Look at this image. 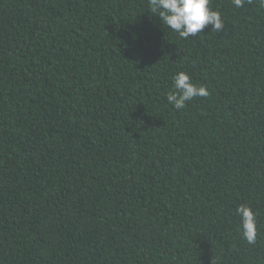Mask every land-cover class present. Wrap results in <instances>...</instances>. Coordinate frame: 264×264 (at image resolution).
<instances>
[{
	"label": "trees",
	"instance_id": "16d2710c",
	"mask_svg": "<svg viewBox=\"0 0 264 264\" xmlns=\"http://www.w3.org/2000/svg\"><path fill=\"white\" fill-rule=\"evenodd\" d=\"M209 7L184 39L149 0H0V264H264V8Z\"/></svg>",
	"mask_w": 264,
	"mask_h": 264
},
{
	"label": "clouds",
	"instance_id": "9594fccd",
	"mask_svg": "<svg viewBox=\"0 0 264 264\" xmlns=\"http://www.w3.org/2000/svg\"><path fill=\"white\" fill-rule=\"evenodd\" d=\"M211 0H149V7L156 13L163 25H167L179 37L190 39L199 34L206 26L211 25L212 31L218 32L224 28V22L219 11L212 10ZM264 8V0H258ZM236 8L243 7L244 0H232ZM173 90L167 93V101L176 110L184 109L187 102L196 97H207L208 91L204 86L191 82L190 76L181 71L172 77ZM241 218L239 225L242 238L249 244L256 240V218L251 207L241 204L235 209Z\"/></svg>",
	"mask_w": 264,
	"mask_h": 264
}]
</instances>
